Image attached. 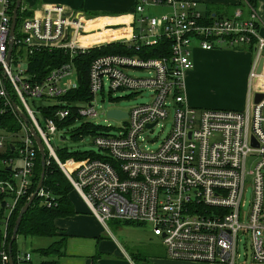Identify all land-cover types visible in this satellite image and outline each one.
Returning a JSON list of instances; mask_svg holds the SVG:
<instances>
[{"label": "built area", "instance_id": "built-area-1", "mask_svg": "<svg viewBox=\"0 0 264 264\" xmlns=\"http://www.w3.org/2000/svg\"><path fill=\"white\" fill-rule=\"evenodd\" d=\"M14 1L0 0V116L12 113L19 124L17 131L0 126V166L9 170L0 179V192L10 197L0 263L9 264L10 258L7 217L21 198L27 200L34 192L30 189L39 151L31 128L47 151L46 163L53 159L58 164L101 224L119 220L148 225L168 259L206 264H235L239 235L244 232L253 260L264 263V97L253 103L254 92L264 93V62L261 72L256 70L260 58L264 60V36L255 10L251 8L244 17L238 8L229 18L203 15L195 0H137L131 33L122 42L145 55L148 48L166 40L167 52L155 57L138 53L94 57L87 69L91 97L81 103L58 100L78 86L72 56L90 48L78 41L85 32L83 16L62 4L45 5L40 15L21 18L11 44ZM157 7H162L161 13L150 11ZM195 45L204 50L253 47L250 98L244 109L188 103L184 75L194 67L191 48ZM45 48L64 49L71 59L40 79L32 78L27 73L28 58ZM128 69H145L147 74L133 75ZM124 89L148 92L147 100L129 109L113 108L127 115L117 119L124 123L117 132L101 131L109 128L104 127L93 134L99 155L62 163L50 142L51 135L66 127L60 124L68 117L106 114L112 108L99 113L98 97L103 100L108 90L111 100L113 91ZM26 97L55 98L63 106L44 116L42 126ZM167 121L169 130L157 147L146 146L143 135L159 125L163 129ZM35 196L44 198L48 207L53 202L42 186ZM14 258L20 263L32 257L18 248Z\"/></svg>", "mask_w": 264, "mask_h": 264}, {"label": "crops", "instance_id": "crops-1", "mask_svg": "<svg viewBox=\"0 0 264 264\" xmlns=\"http://www.w3.org/2000/svg\"><path fill=\"white\" fill-rule=\"evenodd\" d=\"M66 7L68 11L79 13L85 21V32L79 36V43L86 47H98L110 43L122 42L128 38L131 33L134 21V6L137 0H55ZM198 4V10L206 15L208 13L222 17H232L236 9H241L242 15L245 17L253 8L261 23L260 33L264 36V0H256L255 8L250 6L246 0H195ZM100 2L113 5L111 12L104 15L102 19L94 18L95 11L85 10V7H93ZM54 4L50 0H22V7L27 8L26 12L31 15H40L45 5ZM57 4V3H55ZM30 15V16H31ZM100 25H106V29L98 34H93L92 30L99 29ZM194 67L187 71L184 75L185 96L190 105L196 107H226V97L222 98L217 93L205 95L202 93L200 84L206 73L203 65L206 62H213L221 66L223 74L227 81L239 84L240 90L235 97V106L230 105L231 109H244L250 98L249 72L254 60L253 47L242 45L236 48H223L204 50L197 45L191 48ZM69 129V128H68ZM67 129V130H68ZM71 159V158H70ZM75 214L67 217H58L54 223L60 234L67 235L64 243V254L59 257V264H92L93 257L100 254L98 264H136L130 256L121 250L127 257L128 261L121 260L116 262L108 253L101 249L100 237L102 233V225L88 211L85 203L76 198L73 200ZM59 237V236H58ZM56 237H34L27 241L23 239L24 244H28L25 249L28 252L39 255L38 263L45 259L36 252L37 249L47 247ZM21 249V248H20ZM32 259V258H31ZM149 260V261H148ZM31 261V260H30ZM29 261V262H30ZM22 263V262H21ZM37 263V264H38ZM140 264H206L193 263L184 261H174L167 258L166 254H154L149 258H143ZM19 264V263H17Z\"/></svg>", "mask_w": 264, "mask_h": 264}, {"label": "trees", "instance_id": "trees-1", "mask_svg": "<svg viewBox=\"0 0 264 264\" xmlns=\"http://www.w3.org/2000/svg\"><path fill=\"white\" fill-rule=\"evenodd\" d=\"M248 4L255 8L256 0H246ZM15 1L13 3L12 8L14 7ZM22 5L18 9L17 13V23H16V33L19 28V23L22 17L29 16L26 11L21 10ZM31 14V12H30ZM169 42L166 40L159 41L155 46L148 48V52L143 55V52H138L134 50L132 47H129L127 44L123 42L110 43L98 47L89 48L85 52H76L72 56V62L75 66L77 76H78V86L75 89L70 90L64 96L59 98L58 101H72V102H86L90 99L91 95L87 86V69L90 61L100 55L106 53H120V54H133L138 53L140 56H148L155 57L162 55L167 52ZM70 53L65 51L64 49L52 48V49H39L36 50L31 56L28 58V66L27 73H29L32 78H42L51 68L57 67L65 62L70 60ZM63 106L62 103H57V105H49L47 108L42 110L43 117L52 115L58 108ZM74 117H68L61 125H69L73 121H76ZM0 126L2 128H6L8 131H17L19 129V124L12 113H8L7 115L0 116ZM98 127H94L92 124L81 125L76 128V131L71 133L69 136L71 137H82L85 134V131L94 134L97 132ZM64 137L67 132L63 133ZM55 150V149H54ZM58 158L63 161L68 158H73L75 160H79L85 158L87 156H96L95 153L89 151H68L67 149L59 148L57 151L55 150ZM12 153V149L10 148V152ZM39 153V152H38ZM1 155V153H0ZM38 161L35 164L34 168V181L32 183L30 191H34L35 187L38 183L40 172L42 168V164L40 161V154H38ZM47 160V151H45V172L44 179L42 182V188L44 191L48 192L51 198L53 199L52 204L48 207L45 205L44 198H40L35 196L33 201L31 202L28 209L22 215L20 220L17 237L23 236L25 237H56L59 236L58 240H54L51 242L46 248L37 249L36 252L41 256H44L45 259L41 260L38 264H59V257L64 254V243L67 238V235L60 234L57 227L55 226V219L58 217H67L74 215L75 209L73 203L71 201L70 192L73 191L71 184L69 183L66 176L60 170L58 164L50 159L49 163H46ZM9 170L7 167L0 166V179L6 178L8 176ZM10 197L7 194L0 192V238L2 237V227L6 219L7 207L6 203L9 201ZM27 200L25 198H21L15 207V209L11 212L9 217H7V243L6 248L9 254L13 256L14 264H17L15 260V252L18 249L16 245V239L13 241L11 245V250L9 251V242L12 234V230L17 218V215L23 206V204ZM127 224L138 225L135 222H125ZM1 249V245H0ZM51 255V256H50ZM100 254H96L93 257L92 264H98V258ZM1 264V263H0Z\"/></svg>", "mask_w": 264, "mask_h": 264}, {"label": "rangeland", "instance_id": "rangeland-1", "mask_svg": "<svg viewBox=\"0 0 264 264\" xmlns=\"http://www.w3.org/2000/svg\"><path fill=\"white\" fill-rule=\"evenodd\" d=\"M53 3L61 4L56 2L55 0H50ZM24 7V6H22ZM113 5L111 3H103L100 2L98 5H94L93 7H85V10H92L94 12V18H100L108 13H112ZM114 8V7H113ZM162 7H157L154 9H150L152 13L159 14L162 12ZM23 11H27V8H24ZM30 16V12L28 13ZM102 29V30H101ZM106 29V25H100L99 29L92 30L93 34H98L101 31ZM218 63L214 64L213 62H206L203 66V70L206 73L205 77L202 79V83L200 84L202 93L205 95H211L217 93L220 97L225 98L226 101H230L226 103V107L218 106L217 108H233L230 105L235 104V97L238 95L240 86L239 84H234L226 80L223 74V68ZM129 73L133 75H146L147 70L145 69H128ZM108 90L105 92L104 99L101 100L100 97L97 99V109L99 113L103 110H107L108 108H122L129 109L136 103L144 102L147 100L148 92H136L131 89L117 90L111 93V100L108 98ZM27 103L30 108L35 112L37 119L40 124L43 126V114L42 110L47 108L49 105H57V100L55 98H30L26 97ZM235 106V105H234ZM202 107V106H201ZM204 107V106H203ZM92 124L94 127H98L99 129L104 127H109L107 130L109 133H115L121 128L124 124L122 121H119L114 118L107 117L106 114H100L98 117L94 118H81L73 121L71 124L64 127L61 131L59 130L56 134L51 135L50 142L52 147L57 151L59 148L67 149L68 151H89L93 152L96 155H99V149L93 142L94 135L88 131H85V134L81 137H71L69 136L71 133L76 131V128L81 125ZM169 122L165 123L163 129H161L160 125L156 126L152 131L146 132L144 136V143L146 146L150 148H156L158 143L165 137L166 133L169 130ZM69 128V129H68ZM68 129V130H67ZM62 132H67L64 137ZM147 140V141H146ZM70 158L63 160L62 163H65ZM60 168V167H59ZM247 169H252V159L249 158L247 161ZM61 170V169H60ZM62 171V170H61ZM63 173V171H62ZM64 174V173H63ZM69 181V180H68ZM247 181L250 182V178H247ZM70 183V182H69ZM250 186L247 187V191L245 192L244 200L247 202L250 199ZM71 197L74 199L80 198L74 191L70 192ZM246 210V207H245ZM102 225V235L100 237L101 249L103 252L108 253L111 258H113L116 262H121L123 260L128 261L127 257L123 254V251L120 247L124 249V251L130 256V258L136 264H140V260L143 258H149V256L154 254H165V247L161 243L158 237H155L151 234L150 227L148 225H134L127 224L123 221L119 220H107ZM29 238L34 237H25L28 241ZM24 237L19 236L16 239V245L21 250H25L28 247V244H24ZM59 237L56 236V240ZM46 248V247H45ZM32 254V253H31ZM51 256V255H50ZM43 257V256H42ZM40 260L39 255L33 254L32 259L29 262H20L19 264H37ZM122 260V261H121ZM149 261V260H148ZM129 262V261H128ZM235 264H264L258 263L253 260L252 257V247L251 242L245 233L242 232L239 235V241L237 245V258Z\"/></svg>", "mask_w": 264, "mask_h": 264}, {"label": "water", "instance_id": "water-1", "mask_svg": "<svg viewBox=\"0 0 264 264\" xmlns=\"http://www.w3.org/2000/svg\"><path fill=\"white\" fill-rule=\"evenodd\" d=\"M21 4H22V0H15V4H14L13 10H12V17H11V23H10V32H9L10 37H11V39H10V43L11 44H12L13 35L15 33L16 23H17V13H18V9L20 8ZM11 48L12 47H10L8 52H7V58L8 59H9V56L11 54ZM263 62H264L263 58H260V60L258 62V65H257V69H256L257 72H261L262 66H263ZM263 97H264V93H262V92H254V94H253V103H258ZM14 108L16 109V111L19 114H21L20 116H22L24 118V120H26V118L23 116V114L19 112L18 108L16 107V104H14ZM106 115L109 118L118 119V118H121V117H126L127 113L122 111V110L113 109L112 108V109H108L106 111ZM30 130H31V132L33 134V137H34V139L36 141V144H37V147H38L42 168H41L40 177H39V180H38V183H37V185L35 187L34 192L29 196L27 201L23 204V206L21 207V209H20V211H19V213L17 215L16 221H15V224H14V227H13V230H12L10 242H9V251L11 250V245H12L13 241L17 237V230H18V226H19L20 220L22 218V215L24 214V212L30 206L31 202L33 201V199L35 197L36 192L41 188L42 182H43V179H44L45 150H44V147L42 145V142H41L39 136L35 133L34 129L31 128ZM252 145H254V146L256 145L254 143V141L252 142ZM9 264H14L11 254H10V258H9Z\"/></svg>", "mask_w": 264, "mask_h": 264}]
</instances>
